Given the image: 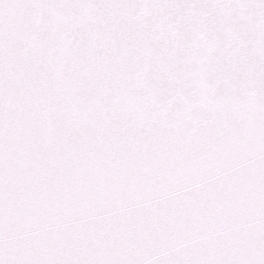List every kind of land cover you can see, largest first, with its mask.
Returning a JSON list of instances; mask_svg holds the SVG:
<instances>
[{
	"label": "snow or ice",
	"instance_id": "snow-or-ice-1",
	"mask_svg": "<svg viewBox=\"0 0 264 264\" xmlns=\"http://www.w3.org/2000/svg\"><path fill=\"white\" fill-rule=\"evenodd\" d=\"M0 264H264V0H0Z\"/></svg>",
	"mask_w": 264,
	"mask_h": 264
}]
</instances>
